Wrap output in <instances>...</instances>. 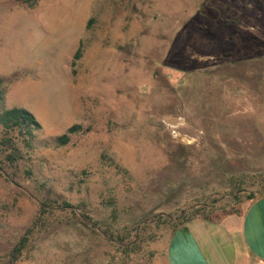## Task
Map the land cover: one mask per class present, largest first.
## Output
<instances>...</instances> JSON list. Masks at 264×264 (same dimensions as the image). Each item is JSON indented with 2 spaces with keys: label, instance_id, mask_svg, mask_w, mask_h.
Here are the masks:
<instances>
[{
  "label": "rangeland",
  "instance_id": "obj_1",
  "mask_svg": "<svg viewBox=\"0 0 264 264\" xmlns=\"http://www.w3.org/2000/svg\"><path fill=\"white\" fill-rule=\"evenodd\" d=\"M0 74L39 138L83 126L3 163L0 264L45 202L25 264H168L177 218L262 195L264 0H0Z\"/></svg>",
  "mask_w": 264,
  "mask_h": 264
},
{
  "label": "trees",
  "instance_id": "obj_2",
  "mask_svg": "<svg viewBox=\"0 0 264 264\" xmlns=\"http://www.w3.org/2000/svg\"><path fill=\"white\" fill-rule=\"evenodd\" d=\"M38 1L39 0H26V2L30 4V6L36 5ZM89 23V25H91L92 22ZM84 51L85 44L83 40H81L74 56V61L72 63L73 67L83 56ZM4 84L5 79L0 74V170H2L3 163L13 164L18 159H20V155L23 153V150L29 152L30 150L37 147V145L55 147L66 146L70 143L72 135L77 134L83 130V126L76 123L70 126L64 133L57 135L51 139L44 140L39 138V134L42 130V124L39 122L32 111L21 106H13L10 108L6 107V90ZM125 174L128 175V172H125ZM261 192V194H264V186ZM255 197L256 196L254 194H251L247 197V199L251 200ZM232 198L236 199L234 201L235 203L242 201L241 197H239L237 194H234ZM62 204H66L68 208L72 209V211L75 213V211L73 210V205H70L65 201H62ZM51 205V202L42 203L40 208L41 210L37 217L34 219L33 223L19 238L17 243L8 253L6 260L1 264H25L32 259L33 252L35 250V237L39 232L42 231L48 219L50 218L48 215H46V213L50 211ZM242 210V208H235V206L231 207L230 209L224 207L220 210L219 207H214V205H201L199 207H193L189 216L187 215L181 218H177V221L175 223H177L178 225L181 223H187L196 217H203L209 220L220 221L227 215L241 213ZM168 221L173 222V219L169 217L159 219V223L162 224ZM105 232L107 235H111V237L117 239V233H115V231L106 228ZM126 247L129 248L128 245H126Z\"/></svg>",
  "mask_w": 264,
  "mask_h": 264
},
{
  "label": "crops",
  "instance_id": "obj_3",
  "mask_svg": "<svg viewBox=\"0 0 264 264\" xmlns=\"http://www.w3.org/2000/svg\"><path fill=\"white\" fill-rule=\"evenodd\" d=\"M242 209L220 221L196 217L178 227L168 244V264H264V194Z\"/></svg>",
  "mask_w": 264,
  "mask_h": 264
},
{
  "label": "snow or ice",
  "instance_id": "obj_4",
  "mask_svg": "<svg viewBox=\"0 0 264 264\" xmlns=\"http://www.w3.org/2000/svg\"><path fill=\"white\" fill-rule=\"evenodd\" d=\"M188 255H192V250L184 247L183 249ZM183 264H199L197 261H184Z\"/></svg>",
  "mask_w": 264,
  "mask_h": 264
}]
</instances>
